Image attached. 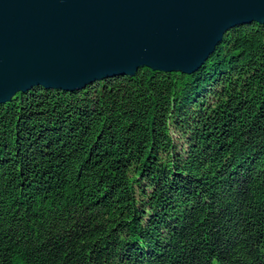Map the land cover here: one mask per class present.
<instances>
[{"label": "trees", "instance_id": "1", "mask_svg": "<svg viewBox=\"0 0 264 264\" xmlns=\"http://www.w3.org/2000/svg\"><path fill=\"white\" fill-rule=\"evenodd\" d=\"M0 264H264V24L0 103Z\"/></svg>", "mask_w": 264, "mask_h": 264}, {"label": "water", "instance_id": "2", "mask_svg": "<svg viewBox=\"0 0 264 264\" xmlns=\"http://www.w3.org/2000/svg\"><path fill=\"white\" fill-rule=\"evenodd\" d=\"M264 0H0V103L137 69L191 74Z\"/></svg>", "mask_w": 264, "mask_h": 264}]
</instances>
